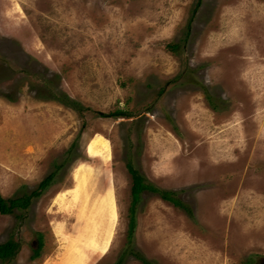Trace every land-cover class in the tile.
<instances>
[{"label": "rangeland", "instance_id": "obj_1", "mask_svg": "<svg viewBox=\"0 0 264 264\" xmlns=\"http://www.w3.org/2000/svg\"><path fill=\"white\" fill-rule=\"evenodd\" d=\"M97 135L109 158L87 153ZM78 164L118 206L104 254L78 242L83 264L128 247V164L190 211L141 193L134 247L148 260L264 264V0H0V194L27 197L54 173L27 209L0 213V243L19 244L0 264H70L54 227L71 242L83 221L54 198Z\"/></svg>", "mask_w": 264, "mask_h": 264}, {"label": "bare ground", "instance_id": "obj_2", "mask_svg": "<svg viewBox=\"0 0 264 264\" xmlns=\"http://www.w3.org/2000/svg\"><path fill=\"white\" fill-rule=\"evenodd\" d=\"M86 151L92 156L105 159L109 154L110 144L105 137L97 135L87 144ZM94 171L91 166L78 164L72 171L73 186L62 190L54 198V202L59 204L57 206L60 207L66 219L70 220L71 217H75L77 222L79 219L83 221V225L79 228L78 238L76 240L70 238L71 242L67 241L69 237L66 233L65 222H60L54 227V233L60 239L62 247L69 253L70 264H83L82 259L86 256L84 250L77 246L78 242H82L84 249H88L91 253L104 254L118 219L115 191L113 187H110L103 193L95 194ZM92 193L95 194L93 199L90 198ZM87 203L89 206H86Z\"/></svg>", "mask_w": 264, "mask_h": 264}, {"label": "trees", "instance_id": "obj_3", "mask_svg": "<svg viewBox=\"0 0 264 264\" xmlns=\"http://www.w3.org/2000/svg\"><path fill=\"white\" fill-rule=\"evenodd\" d=\"M46 98H52L60 100V94L48 93ZM64 99H61L63 103H67L66 96H63ZM74 108L77 110H81L82 107H79V103L72 101ZM124 112L117 111L109 114L101 113L102 116H124ZM128 170L132 175L133 184L131 188L132 200H131V207L129 208V228H128V247L127 249L121 254L119 260L116 264H120L125 257L132 255L133 257L139 259L143 264H154L153 261L148 260L145 256H143L139 251H137L134 247V233L136 230V223H137V205L141 200V193L144 191H151L158 193L160 197L166 201L173 203L176 206L182 207L184 210L189 211V209L183 204L181 199L176 196V191L173 190H166L160 189L155 187L152 183L146 181L143 175H141L131 164H128ZM54 178V173L48 175L45 179H43L38 186L37 190H34L29 194L27 197L24 198H11L5 199L0 194V213L1 214H13L15 209H27L29 206L31 198L38 197L41 193L47 189ZM131 245V246H130ZM19 249V244L13 240H9L4 244H0V259L2 261L11 259L16 256L17 251Z\"/></svg>", "mask_w": 264, "mask_h": 264}, {"label": "crops", "instance_id": "obj_4", "mask_svg": "<svg viewBox=\"0 0 264 264\" xmlns=\"http://www.w3.org/2000/svg\"><path fill=\"white\" fill-rule=\"evenodd\" d=\"M3 198H4V197H3ZM10 199H11V198H10ZM4 215H9V214H4ZM1 217H3V216L0 215V218H1ZM8 241H9V240H8ZM6 242H7V241L2 242V243H0V244H4V243H6ZM0 260H1V259H0ZM1 261H2V260H1Z\"/></svg>", "mask_w": 264, "mask_h": 264}]
</instances>
